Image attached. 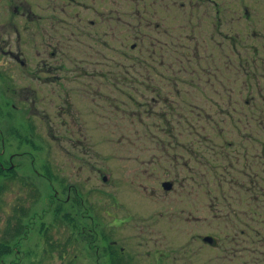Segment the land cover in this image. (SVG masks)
Wrapping results in <instances>:
<instances>
[{
    "label": "flooded vegetation",
    "instance_id": "obj_1",
    "mask_svg": "<svg viewBox=\"0 0 264 264\" xmlns=\"http://www.w3.org/2000/svg\"><path fill=\"white\" fill-rule=\"evenodd\" d=\"M128 2L134 9L132 4L126 8ZM140 5L141 0H0V97H12L6 104L0 100V111L11 104L19 115L6 113L7 119L14 123L26 118L30 136L40 139L46 122L43 119L51 112L50 107L37 104V96L50 87V93L64 96L54 113L59 126L67 129L63 137L73 143H87L80 131L93 123L96 112L77 107L73 88L67 84L79 77L125 81L132 71L126 68L124 59L131 60L129 65L137 69V59L145 50L149 60L142 59V64L148 65L142 66L141 73L149 80L152 101L155 106L163 103L166 114L179 115L180 122L187 126L185 106H204L186 104L191 95L221 107L212 96L240 94L246 96L247 108L264 107V102H256L258 98L264 100V0L242 5L237 0H155L157 9L151 19L145 18ZM149 5L144 2V7ZM71 7L77 8L74 13ZM63 23L67 28H62ZM126 25L132 35L136 34L135 41L127 50L112 46L106 39L109 27L115 39ZM147 37L149 45H142ZM137 49L139 55H133ZM88 59L94 60V69L86 68ZM118 70L121 73H116ZM238 77L246 79L244 89L236 88ZM94 92L100 98L107 97L100 88ZM233 103L230 100L229 105ZM231 108L217 110L220 121L231 122L235 111L238 113ZM237 121L241 122L233 118ZM244 127L217 147L212 145L215 139L207 135L170 137L177 141L176 147L171 140L166 146L171 163L175 162L168 166L171 177L158 187H144L145 192L160 191L165 197L166 212L159 216L166 219L167 231L165 235L155 231V222L146 217L149 210L137 202V240L141 241L136 245L132 237H118L119 226L132 219L113 213L122 204L107 203L104 209L105 201H92L96 193L104 194L103 185L89 188L61 183L57 189L50 183L52 202L64 204L57 196L59 192L63 198L67 194L65 203L72 201L71 264H264V139L254 141L248 125ZM11 138L29 141L22 131L6 135L0 128V142ZM229 147L233 153L225 151ZM179 148L187 155L182 164L187 171H197L194 165L201 168L199 180L192 184L178 183L177 173L173 175V169L179 172V159L173 155ZM209 150L213 160L218 154L217 161H210ZM14 156H9V171L15 170ZM204 168L221 174L222 182L204 183ZM105 177L102 175L107 185ZM165 183H170L169 188ZM216 192L221 199L215 198ZM125 239L134 243L127 247L122 243Z\"/></svg>",
    "mask_w": 264,
    "mask_h": 264
},
{
    "label": "rangeland",
    "instance_id": "obj_2",
    "mask_svg": "<svg viewBox=\"0 0 264 264\" xmlns=\"http://www.w3.org/2000/svg\"><path fill=\"white\" fill-rule=\"evenodd\" d=\"M252 1L237 0V3L242 5ZM144 2L150 4L148 8L144 7ZM154 2L155 0H141L140 6L144 9L147 19H151L155 14L154 10L157 9V6L154 5ZM128 4H132L134 9V4L131 2L126 4V8L129 7ZM76 9V7H71L70 11L74 13ZM151 9L153 13L149 11ZM160 20L164 22L163 18ZM137 24H139L138 21ZM63 27L67 28V24L63 23ZM122 29L124 32L113 39V31L110 26L106 39L112 46H122L127 50L128 46L135 41L136 34L132 35L128 31L130 29L128 25ZM148 32H152V30ZM149 41V37L145 38L142 45L148 46ZM132 54L138 56L139 49ZM148 56V51L145 50L143 55L138 57L137 69L133 65H129L132 63L131 60L124 59L126 68L132 71L131 76L125 81L118 82L111 79L110 82H107L95 79V77H79L75 82L67 84L68 87L73 88L72 98L77 107L90 108L96 112L92 116L93 123H88L89 126L80 131L81 135L86 137L84 140H87V143H73L63 137L62 133L67 129L59 126V119L54 113L55 107L63 103L64 96L59 93H50L52 91L50 87H47L41 96H37L40 100V103L37 104L50 107L51 112L49 118L43 119L46 122L42 124L40 139L30 136L32 130L29 126L27 127L26 118L24 121L19 119L20 122L14 123L7 119L6 113L19 115L16 110L10 108L11 104L0 111L2 116L0 128L5 131L6 135L11 134L13 130H19L29 140L24 142V140L11 138L5 143L0 142L7 166L9 156L15 154L16 170L15 177L10 174L11 178L0 181V239L6 237L12 240L10 252L2 259L3 264H71L69 236L70 222H72V201L65 203L67 194L63 198L59 192L57 196L63 199L64 204L61 206L59 202H52L54 190L50 187V183L54 184L57 189H60L61 183H77L88 185L89 188L98 184L103 185L104 194L96 193L92 201L95 204H98L97 201L100 199L105 201L104 209L107 203L110 206L114 202L122 204L119 208L114 209L113 213L122 218L132 217L116 230L119 232L118 237L134 238L135 243L132 240L128 243L127 239L121 241L129 247V245L133 243L136 245L141 241L137 240V233L140 231L137 229V202L143 203L149 210L146 217H151L155 222L153 225L155 231L163 232V235L167 231L165 229L166 219L159 216L160 212H166L165 197H162L160 191L145 192L144 187H158L157 185H160L162 181L171 177L168 175L171 154L167 155L166 146L171 145L170 137L172 135H207L215 139L216 142H213L212 145L217 147L225 139L231 138V135H238L241 129L245 130L244 126L247 124V130L254 141L264 139V107L247 108L245 105L246 96L240 94L233 97L222 95L212 96V98L227 111L229 107L238 110V113L235 111L233 118L241 120V122H233V118L231 122L229 120L220 121L217 110L221 107H216L211 101L206 103L201 96L197 95L189 96L186 104L194 103L204 106H185L184 112L189 118V126L180 122L179 115L172 117L166 114L164 110L167 107H163V103L155 106L151 97L152 93L148 89L149 80L141 73L142 66L148 65L142 64V59L149 60ZM78 57L82 56L78 55ZM85 63L87 69L95 68L94 60L88 59V61L85 60ZM112 69L117 70L115 67ZM116 73H121V70ZM245 82L244 77H238L236 88L244 89ZM96 88L102 89L107 97L100 98L101 96L94 92ZM0 100L6 104L5 102L12 101V97L3 98L1 96ZM230 100L234 101L233 105H229ZM256 102L262 103L264 100L258 98ZM208 115L211 116L208 118ZM49 120L51 121L49 122ZM31 141L35 143L33 144ZM171 141L175 143L176 147L177 141ZM158 142L160 144H157ZM210 147L212 146L210 145ZM256 147L260 148V144L256 143ZM172 150L176 151L177 149ZM211 151H206L210 161L214 157ZM225 151L233 153L234 149L229 147ZM173 155H175L174 159H179L178 165H176V171L178 169L179 172H175L172 168L173 175L175 176L177 173V177H179L178 183L192 184L193 180H199L201 168L198 165L193 164L197 171L192 173L182 166L185 157H187L182 149L179 148L173 152ZM218 158L216 153L212 162L217 161ZM219 161L222 162V160ZM32 167L35 171L37 170L38 174L33 171ZM254 168L261 169L255 165ZM202 172L205 173L204 183L220 184L222 182L221 174L212 172L208 168L202 169ZM152 173L155 174L151 175ZM102 175L106 176L109 184H105ZM147 188V191H150L151 187ZM215 195L216 199L222 198L217 192ZM100 205L101 203H99ZM21 209L22 213H19ZM108 221L110 222L108 225L111 226V219ZM19 222L27 228V232L17 235L12 230Z\"/></svg>",
    "mask_w": 264,
    "mask_h": 264
},
{
    "label": "trees",
    "instance_id": "obj_3",
    "mask_svg": "<svg viewBox=\"0 0 264 264\" xmlns=\"http://www.w3.org/2000/svg\"><path fill=\"white\" fill-rule=\"evenodd\" d=\"M4 154L3 151L0 147V181L4 179L7 180L8 178H11L10 176L12 175V177L16 176V172L14 171H9L8 170V166L5 163V160L3 158ZM11 174V175H10ZM2 186V185H1ZM19 213H22V209L19 211ZM12 232H14L17 235L20 234H24L27 232V228L24 227L21 222L17 223L14 227V229L12 230ZM9 234V233H8ZM0 264L2 263V259L5 255H7L10 252V244L12 242V240H10L9 238H3L0 239Z\"/></svg>",
    "mask_w": 264,
    "mask_h": 264
},
{
    "label": "water",
    "instance_id": "obj_4",
    "mask_svg": "<svg viewBox=\"0 0 264 264\" xmlns=\"http://www.w3.org/2000/svg\"><path fill=\"white\" fill-rule=\"evenodd\" d=\"M170 183H165V187L169 188Z\"/></svg>",
    "mask_w": 264,
    "mask_h": 264
}]
</instances>
